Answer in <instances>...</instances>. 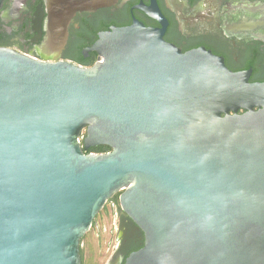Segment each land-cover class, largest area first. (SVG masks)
<instances>
[{"label":"water","instance_id":"obj_1","mask_svg":"<svg viewBox=\"0 0 264 264\" xmlns=\"http://www.w3.org/2000/svg\"><path fill=\"white\" fill-rule=\"evenodd\" d=\"M105 1L49 0L46 48ZM92 50L85 67L0 48V264H82L116 195L144 245L107 264H264V83L142 25Z\"/></svg>","mask_w":264,"mask_h":264},{"label":"flooded vegetation","instance_id":"obj_2","mask_svg":"<svg viewBox=\"0 0 264 264\" xmlns=\"http://www.w3.org/2000/svg\"><path fill=\"white\" fill-rule=\"evenodd\" d=\"M48 5L49 0H4L0 48L39 60L91 67L101 59L92 50L100 34L142 25L163 31L164 40L184 53L204 48L223 58L231 71L250 72V83H264V0H106L103 6L79 11L69 20L68 39L60 52L46 48ZM40 10L43 19L38 28L34 17ZM113 198L105 205L111 210L103 209L91 229L100 228L101 217L111 218L117 226L111 259L124 262L130 244L144 237L122 213L119 199Z\"/></svg>","mask_w":264,"mask_h":264},{"label":"rangeland","instance_id":"obj_3","mask_svg":"<svg viewBox=\"0 0 264 264\" xmlns=\"http://www.w3.org/2000/svg\"><path fill=\"white\" fill-rule=\"evenodd\" d=\"M100 228H92L83 238L85 248V264H107L116 244L117 226L111 218L98 221Z\"/></svg>","mask_w":264,"mask_h":264},{"label":"trees","instance_id":"obj_4","mask_svg":"<svg viewBox=\"0 0 264 264\" xmlns=\"http://www.w3.org/2000/svg\"><path fill=\"white\" fill-rule=\"evenodd\" d=\"M109 152H111V149L110 148H108V147H105V146H101V147H97V148H92V149H90L89 151H88V153H94V154H106V153H109ZM114 200H118L119 199V195H116V196H114V198H113ZM108 210H111V207L110 206H108V207H105L104 208V212H108ZM111 216H112V214H110ZM109 215V216H110ZM128 219V221L133 225V226H135L136 228H138L135 224H134V222L128 217L127 218ZM139 229V228H138ZM144 237V235H143V232L141 231V235L139 236V237ZM84 240V239H83ZM143 245H144V238H143V240H142V242H140L139 241V239H136L135 241H133L131 244H130V246H129V251H128V253L125 255V260H126V258L131 254V253H133V252H135V251H138L139 249H141L142 247H143ZM81 257H82V264H85V259H86V255H85V248L84 247H82L81 248ZM124 260V261H125Z\"/></svg>","mask_w":264,"mask_h":264}]
</instances>
